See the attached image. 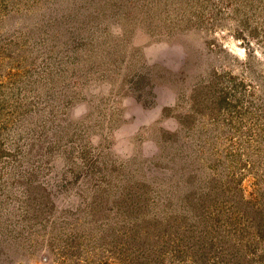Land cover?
<instances>
[{
    "label": "rangeland",
    "instance_id": "1",
    "mask_svg": "<svg viewBox=\"0 0 264 264\" xmlns=\"http://www.w3.org/2000/svg\"><path fill=\"white\" fill-rule=\"evenodd\" d=\"M262 141L264 0H0V264L199 236Z\"/></svg>",
    "mask_w": 264,
    "mask_h": 264
},
{
    "label": "trees",
    "instance_id": "2",
    "mask_svg": "<svg viewBox=\"0 0 264 264\" xmlns=\"http://www.w3.org/2000/svg\"><path fill=\"white\" fill-rule=\"evenodd\" d=\"M264 146V142H261ZM228 175L223 183V213L209 212L205 218L202 233L197 236L193 225L188 230L174 233L163 224L151 225L157 230L155 238L161 240L156 246L150 243L151 238L144 237L137 229H132V242L121 244L120 254L126 255L123 262L129 264H264V201L243 195L242 182ZM189 183L193 179L188 180ZM212 187L208 200L212 194ZM219 202H217L218 204ZM187 221V220H186ZM188 225V224H187ZM151 229L148 231L151 234ZM160 233V234H159ZM167 233L169 239L163 238ZM194 236V238H192ZM150 237V236H149ZM173 238V241L171 240ZM172 241V242H171ZM169 253V254H168ZM167 255L170 259H167ZM168 257V258H169ZM167 259V260H166Z\"/></svg>",
    "mask_w": 264,
    "mask_h": 264
}]
</instances>
